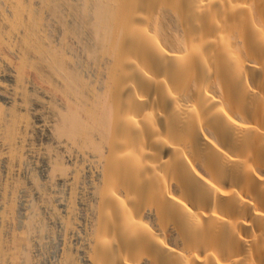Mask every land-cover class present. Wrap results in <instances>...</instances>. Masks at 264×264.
<instances>
[{"label": "bare ground", "instance_id": "obj_1", "mask_svg": "<svg viewBox=\"0 0 264 264\" xmlns=\"http://www.w3.org/2000/svg\"><path fill=\"white\" fill-rule=\"evenodd\" d=\"M39 133L50 264H264V0H0V264L48 228Z\"/></svg>", "mask_w": 264, "mask_h": 264}, {"label": "rangeland", "instance_id": "obj_2", "mask_svg": "<svg viewBox=\"0 0 264 264\" xmlns=\"http://www.w3.org/2000/svg\"><path fill=\"white\" fill-rule=\"evenodd\" d=\"M46 140V139H45ZM44 140V137L42 136V134L41 133H39V134H37L36 135V137H35V141H34V143L36 144L35 146H36V148H35V150L34 151H32V155L30 156V160H29V157H28V162L26 163L27 165H28V167H27V165L22 169V168H19L18 166H15V168L17 169L18 168V170H16V169H14V171H13V173H16V175H15V178H16V180H18L19 178H21V179H19V180H21V182L23 181V183H21V182H19V180L17 181L19 184L21 183L22 185H23V187L24 186H26L25 188H24V190H27L28 189V191L26 192V191H24L23 190V187H22V190H23V192H21L22 190H20V192H19V194H21V198H20V200L21 199H23L22 201H23V203L25 204V203H27V204H23V206H25L26 207V209H24L23 210V212H27V210H28V212L30 211V206H27L29 203V205H31V203H38V205L36 204H33V205H35V206H39V211H40V214L41 215H43L44 216V219H46V221H45V223H46V227H45V229L47 228V230H44V231H42V232H40L39 231V229H38V227L36 226V224L33 226V227H37V229H35V228H32V231H31V238H30V240L32 239V244H31V253H32V257H33V261H34V263L35 264H50V261H51V259H52V255H53V252L52 251H54V249H55V246H56V244L57 243H59V242H61V239H62V235H61V232H60V217H59V215L61 214V215H63V214H65L64 212L65 211H62L63 209H64V207L62 206V205H60V202H61V200H62V198L66 195L65 193L66 192H68V186L67 185H65L64 184V178H62V176H61V178H60V175L59 174H56V178L57 179H55V177L54 176H50V175H48L49 173L48 172H46L45 171V162H43L44 160H45V158H46V156H47V154H45V152H46V150L44 149V146H45V144L47 143L46 141ZM51 143L50 142H48V144H46V146H48L49 145V149H55V146H56V143H54V145H53V143L50 145ZM45 146V147H46ZM50 146H53V148L52 147H50ZM38 147V148H37ZM39 147H41L40 149H39ZM43 147V148H42ZM39 149V150H38ZM40 151H41V153H40ZM43 151H44V153H43ZM45 155V156H44ZM82 156H77V158H78V162L77 163H79V164H81L82 163V159L83 158H81ZM72 159H73V161H76V157H75V155H73L72 157H71ZM68 159V158H67ZM34 161V162H33ZM80 161V162H79ZM31 162V163H30ZM37 163V164H36ZM41 164V165H40ZM44 166H43V165ZM26 167H27V169H26ZM30 168V169H29ZM19 169H20V171H19ZM34 169V170H33ZM23 170V171H22ZM27 170V171H26ZM30 170V171H29ZM34 173V174H36V176H38L37 178L38 179H40V183L42 182V183H44L45 185H46V183L49 181V183H47V185H46V187H45V185H43L42 183H41V185H40V190H39V192H36V191H38V189H36L38 186H37V184L34 182V178L32 179L31 177H32V172ZM44 172H45V174H44ZM32 175H31V174ZM5 174H6V172H3L2 173V177L4 178L5 177ZM44 174V175H43ZM14 175V174H13ZM25 175V176H24ZM29 175V176H28ZM48 175V176H47ZM19 176V177H18ZM28 176V177H27ZM31 176V177H30ZM0 177H1V175H0ZM1 177V178H2ZM28 179H27V178ZM52 177L54 178V179H52ZM59 177V178H58ZM0 178V179H1ZM2 178V179H3ZM18 178V179H17ZM24 178V180H22ZM29 178H31V179H29ZM82 178V179H81ZM28 182H26V181ZM51 180H53V181H51ZM82 180V181H81ZM85 180L86 179H84V177H80V182H79V184L81 185H78L79 187H78V191L79 190H81V191H79V200H77V201H75V206H78V207H76L75 208V212H73L74 214L75 213H77L76 214V216H86L87 214H88V210H87V206H86V204H87V201H85L84 199L87 197V191H86V189L85 188H83L82 187V185L84 186L86 183H85ZM25 181V182H24ZM33 181V182H32ZM57 181V182H56ZM32 182V183H31ZM46 182V183H45ZM52 182V183H51ZM25 183V184H24ZM36 185H35V184ZM63 183V184H62ZM27 184V185H26ZM52 184V185H51ZM33 185H35L34 187H33ZM43 185V186H42ZM29 186V187H28ZM32 186V187H31ZM37 186V187H36ZM43 187H45V190H42V189H44ZM48 188V189H47ZM64 188L66 189V190H64ZM32 190V191H31ZM42 190V192H40ZM46 191V192H45ZM63 191V192H62ZM66 191V192H65ZM82 191L84 192V193H82ZM33 192H35V193H33ZM44 192H45V194H47V195H49V193L51 194V195H49V196H51L52 197V200L50 201V200H43L42 199V197H43V195H44ZM86 192V193H85ZM32 193V194H31ZM41 193V194H40ZM24 194V196L22 197V195ZM30 194V195H29ZM34 194V195H33ZM55 194V195H54ZM62 194H63V196H62ZM85 194V195H84ZM26 195V196H25ZM28 195V196H27ZM41 195V196H40ZM57 195V196H56ZM31 197H32V199H31ZM34 197V198H33ZM51 197H50V199H51ZM57 197V198H56ZM83 197H85V198H83ZM26 198V199H25ZM28 198H30V199H28ZM26 201H25V200ZM20 200H18V204H19V201ZM31 200V201H30ZM43 200V201H42ZM60 200V201H59ZM53 201V202H52ZM85 201V202H84ZM42 202V203H41ZM64 202V201H63ZM78 205H77V204ZM83 203H85V205L83 204ZM40 204V205H39ZM56 204V205H55ZM43 205V206H42ZM53 205H54V207H53ZM48 206V207H47ZM57 206V207H56ZM62 208V210H61V208ZM59 208V209H58ZM50 209V210H49ZM86 209V210H85ZM57 210V211H56ZM60 210V211H59ZM76 211H78V212H80L81 214H79L78 212H76ZM60 212H62V213H60ZM90 212V211H89ZM59 213V214H58ZM90 214V213H89ZM55 215V216H54ZM91 215V214H90ZM46 216H48V217H46ZM59 234V235H58ZM33 237V238H32ZM57 239H56V238ZM70 238L69 239H71V241L73 242V243H77V238H76V236L74 235V236H69ZM74 237V238H73ZM59 238H61L60 240H59ZM55 239V240H54ZM73 239V240H72ZM56 240H57V242H56ZM56 243H55V242ZM34 243V244H33ZM47 249V250H46ZM48 252V253H47ZM43 258V259H42ZM46 258V259H45ZM51 258V259H50ZM49 259V260H48ZM46 262V263H45ZM48 262V263H47Z\"/></svg>", "mask_w": 264, "mask_h": 264}]
</instances>
